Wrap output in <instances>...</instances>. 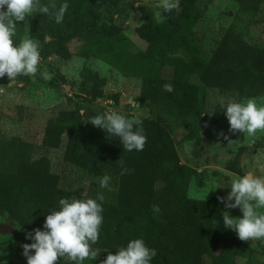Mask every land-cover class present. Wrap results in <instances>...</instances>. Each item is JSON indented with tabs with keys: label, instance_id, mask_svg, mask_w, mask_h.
Segmentation results:
<instances>
[{
	"label": "trees",
	"instance_id": "trees-1",
	"mask_svg": "<svg viewBox=\"0 0 264 264\" xmlns=\"http://www.w3.org/2000/svg\"><path fill=\"white\" fill-rule=\"evenodd\" d=\"M121 1L40 0L41 4L55 3L52 11L64 3L69 5L62 23L57 24L52 15L31 13L17 24L13 40L18 45L27 34L38 42L41 60H69L68 45L77 40L83 44L80 56L97 58L126 78L139 79L138 107L148 114L136 117L142 121L147 138L143 150L126 151L119 138L108 137L90 124L92 117L102 114L85 108L97 99L105 100L107 80L84 66L79 81L72 83L77 93L67 100H77L86 107L78 113L59 111L47 121L45 136L52 140L66 135L63 161L86 173L90 179L86 192L79 194L66 185L61 175L52 171L48 157L33 159L31 143L16 147L0 134V217L11 220L13 227L26 235L34 229L44 230L45 216L59 210L61 198L96 199L103 193L104 200L98 201L103 223L93 245L100 249V255L83 264H101L108 253L114 254L134 239H142L156 250L150 264H240L239 259L242 264H264L256 247L225 229L223 212L236 218H242V213L219 203L217 197H224V193L196 210L202 227L199 238L183 224L190 181L200 184V174L195 167L181 163L170 133L182 130L183 142L199 145L207 127L227 119L220 103L208 105V91L236 102L263 97L264 42L258 46L222 43L206 58L199 49L195 27L212 0H179L178 8L162 13L163 23H156L154 14L144 11V22L136 28V35L146 43L141 50L124 35L113 15L103 12L105 7L117 8ZM233 2L248 14L264 7V0ZM138 9L144 10L141 6ZM165 67L172 69L169 79L162 74ZM58 79L65 82L63 77ZM49 82L55 87L58 80ZM165 84L174 90L164 91ZM112 98L117 102L118 96ZM238 160L239 155L226 169L241 176ZM124 169L127 172L122 175ZM104 175L111 177V191L101 189L96 181ZM169 185L170 192L166 190ZM153 205L159 206L158 213Z\"/></svg>",
	"mask_w": 264,
	"mask_h": 264
},
{
	"label": "rangeland",
	"instance_id": "rangeland-1",
	"mask_svg": "<svg viewBox=\"0 0 264 264\" xmlns=\"http://www.w3.org/2000/svg\"><path fill=\"white\" fill-rule=\"evenodd\" d=\"M132 2L134 7L130 6ZM159 3L160 0H122L117 8L105 7L103 12L113 15L123 29L124 35L139 49L144 50L146 43L138 38L136 28L144 22V11L154 14V11L159 10L154 6ZM139 6L144 10H139ZM195 33L199 49L206 58H209L212 51L222 43L234 46L240 42L253 46L261 45L264 42V7L256 14H248L240 11L233 0H212L196 25ZM25 36L28 35L25 34ZM68 48L71 52L69 60L59 57L40 59L35 77L19 76L11 87H7L10 83L7 77L0 78V134L5 139L11 140L16 147L22 142L31 143L34 146L33 159L41 156L48 157L52 171L61 175L63 182L70 185L72 190L83 194L87 190L90 179L82 169L64 163L66 135L52 140L45 136L47 121L56 116L59 111L73 110L78 113L83 107L77 100H67L77 93L72 83L79 81L82 67L86 66L106 78L103 98L104 101L112 102L108 109L103 108L100 102L84 106L83 109L86 107L85 109L102 115L113 110L130 119L146 117L148 114L138 107L141 85L139 79L126 78L110 67L105 70L96 63L101 61L97 58L86 59L80 56L79 53L83 48L80 41H72ZM45 70L52 74L51 80H58L57 86H50L51 80L43 78ZM162 74L169 79L172 69L165 67ZM59 77H63L65 82L60 81ZM192 80L195 83L198 82L196 77ZM113 96H118L117 102H114ZM222 98L225 101L233 100L215 91H208L210 107L219 104ZM246 100L242 99L240 102ZM257 103L264 104V96L257 98ZM80 113L82 114L83 111L81 110ZM228 129L227 119L216 126L207 127L201 133L202 139L199 145L183 142L182 130L170 131L181 163L195 167L200 174V184L195 179L190 181L183 216V224L192 229L197 238L200 237L202 227L196 216V210L220 194L224 193L226 196L233 179L232 174L240 176L227 170L226 165L239 155L238 166L241 176L251 172L257 177H264V131H257L255 137H248L246 133L233 134ZM221 132L229 139L225 140L223 136H219ZM254 142L259 143L260 146L255 145ZM166 190L170 192L171 186H166ZM7 221V218L0 217V223ZM16 230V235L0 234V264H26L21 245L34 241L26 240L25 235ZM248 244L257 248L260 260L264 261V240H250ZM238 261L240 264L243 263L241 259Z\"/></svg>",
	"mask_w": 264,
	"mask_h": 264
},
{
	"label": "clouds",
	"instance_id": "clouds-1",
	"mask_svg": "<svg viewBox=\"0 0 264 264\" xmlns=\"http://www.w3.org/2000/svg\"><path fill=\"white\" fill-rule=\"evenodd\" d=\"M67 3L58 10L55 3L41 4L40 0H0V78L7 76L9 85L19 76L35 77L40 62L38 42L25 36L18 45H14L17 24L24 22L31 13L52 15L57 24L62 23L68 9ZM156 23H163L167 13L179 7V0H160L154 6ZM105 70L110 66L96 61ZM43 78L51 80L52 74L46 70ZM163 90L172 92L173 86L165 84ZM221 107L228 120L230 133H246L255 137L257 131H264V104L258 105L257 98H248L245 102L221 99ZM90 124L107 133L108 137L119 138L126 151H142L146 144L142 121L138 118H126L116 111L109 110L103 115L92 117ZM225 140L228 136L219 133ZM231 140H229L230 142ZM127 169L122 171V175ZM233 175L231 186L226 196L217 197L225 209H239L242 218L231 217L228 211L222 213L225 229L234 231L240 241L264 240V177H257L251 172L243 176ZM101 189L111 191V177L104 175L96 178ZM212 192V191H211ZM210 193V192H209ZM208 193V194H209ZM207 194V196H208ZM103 193L96 199L61 198L58 209H53L45 216L42 228L34 229L25 235L33 243L21 245L22 256L26 264H83L85 260H96L100 249L94 248L99 238L103 223ZM153 211L159 212V206L153 205ZM216 223V222H215ZM157 255L155 249L146 246L142 239H134L117 252L108 253L101 264H150Z\"/></svg>",
	"mask_w": 264,
	"mask_h": 264
},
{
	"label": "water",
	"instance_id": "water-1",
	"mask_svg": "<svg viewBox=\"0 0 264 264\" xmlns=\"http://www.w3.org/2000/svg\"><path fill=\"white\" fill-rule=\"evenodd\" d=\"M17 230L13 227V223L11 220L6 223H0V234L1 235H16Z\"/></svg>",
	"mask_w": 264,
	"mask_h": 264
},
{
	"label": "built area",
	"instance_id": "built-area-1",
	"mask_svg": "<svg viewBox=\"0 0 264 264\" xmlns=\"http://www.w3.org/2000/svg\"><path fill=\"white\" fill-rule=\"evenodd\" d=\"M99 102L101 103V104H103L102 105V107L103 108H105V109H108L111 105H112V102H108V100H106V101H101L100 99H98L95 103L96 104H99ZM132 107H134L133 105H131ZM105 112H106V110H105Z\"/></svg>",
	"mask_w": 264,
	"mask_h": 264
}]
</instances>
